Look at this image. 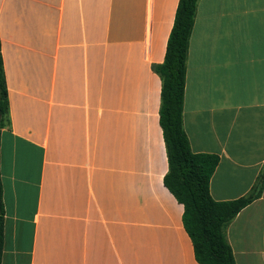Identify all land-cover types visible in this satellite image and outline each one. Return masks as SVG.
I'll return each mask as SVG.
<instances>
[{
    "label": "crops",
    "instance_id": "crops-1",
    "mask_svg": "<svg viewBox=\"0 0 264 264\" xmlns=\"http://www.w3.org/2000/svg\"><path fill=\"white\" fill-rule=\"evenodd\" d=\"M179 0H0L8 121L0 129V264H201L163 183V61ZM182 124L217 154L214 200L264 166V0H197ZM264 264V185L225 229Z\"/></svg>",
    "mask_w": 264,
    "mask_h": 264
},
{
    "label": "trees",
    "instance_id": "trees-1",
    "mask_svg": "<svg viewBox=\"0 0 264 264\" xmlns=\"http://www.w3.org/2000/svg\"><path fill=\"white\" fill-rule=\"evenodd\" d=\"M197 0H179L164 59L153 69L161 78L159 123L166 148L168 170L164 185L183 205L182 222L191 238L195 259L201 264H235L225 229L235 215L257 198L264 185V166L244 196L214 200L209 183L218 164L217 154L193 152L182 124L185 62ZM8 121V92L0 52V129ZM2 187L0 182V255L3 239Z\"/></svg>",
    "mask_w": 264,
    "mask_h": 264
}]
</instances>
